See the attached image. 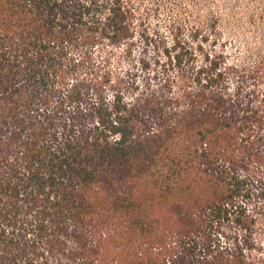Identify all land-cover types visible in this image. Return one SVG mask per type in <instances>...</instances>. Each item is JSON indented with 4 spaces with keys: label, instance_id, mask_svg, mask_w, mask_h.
I'll return each instance as SVG.
<instances>
[{
    "label": "trees",
    "instance_id": "16d2710c",
    "mask_svg": "<svg viewBox=\"0 0 264 264\" xmlns=\"http://www.w3.org/2000/svg\"><path fill=\"white\" fill-rule=\"evenodd\" d=\"M136 25L133 0H0V264H253L264 58L142 34L135 61Z\"/></svg>",
    "mask_w": 264,
    "mask_h": 264
},
{
    "label": "rangeland",
    "instance_id": "374dc122",
    "mask_svg": "<svg viewBox=\"0 0 264 264\" xmlns=\"http://www.w3.org/2000/svg\"><path fill=\"white\" fill-rule=\"evenodd\" d=\"M133 4L137 12L135 61L144 49L140 39L142 34H148L155 41L159 38L171 44L176 39L190 46L196 54L194 64L197 67L202 65L205 54L223 53L228 64L241 70L253 68L264 58V0H133ZM122 50L116 48L111 56L110 68L114 73L123 74L131 66L122 59ZM94 53L95 60H99L103 52ZM152 54L149 47L147 56ZM228 83L231 88L240 86L242 96L251 88L247 79L239 83L237 78L229 77ZM263 88L259 87L261 92ZM255 204L252 201L248 209L254 208ZM230 232L240 237L245 235L238 228H232ZM251 236L250 248L245 255L253 260V264H264V208L256 215Z\"/></svg>",
    "mask_w": 264,
    "mask_h": 264
}]
</instances>
